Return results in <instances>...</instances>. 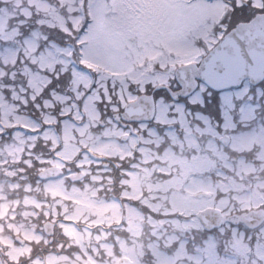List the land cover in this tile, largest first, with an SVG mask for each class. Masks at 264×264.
Here are the masks:
<instances>
[{"label":"rangeland","instance_id":"374dc122","mask_svg":"<svg viewBox=\"0 0 264 264\" xmlns=\"http://www.w3.org/2000/svg\"><path fill=\"white\" fill-rule=\"evenodd\" d=\"M2 1H4V3L11 2L13 8L18 9L20 8V5L22 3V0ZM34 1L35 0H29V3L33 4ZM48 1L55 2V0ZM60 2L61 5H67L70 11L79 10L78 8L73 7V5L75 4V0H60ZM150 2L151 0H88L93 23L86 38L88 43L86 52L89 58L85 61H82V63L86 64L93 72L100 73L101 76L99 77V79H97V81L104 90L107 89L106 85L104 84L106 80L104 79H108L109 77H113L115 80L120 81L121 85L124 88L122 90V93H125L127 89V84L125 83L126 78L128 80H131L132 83L137 81L141 82V84L146 80L151 79V64L155 60V56L158 55L162 50L160 47H155L156 45H162L163 48H166L169 51L174 49L175 55L181 58L194 54L190 46L182 50L178 48L177 51L176 48L168 44L174 40L176 44L175 46L179 45L178 43H180L179 40H176L174 38L176 10L174 8H171L169 9L167 14L162 15L157 6L158 0H153L151 3ZM47 3L48 2H46V0H39V4H37L36 2L35 10L41 11L44 16V19H42L40 23L46 24L49 27L59 26L57 23H60L62 20L57 19V17L63 19V17L60 16L61 13H59L58 10L50 13L47 8ZM54 4H56V2ZM13 8L10 9L8 5H3L2 7H0V39L2 40L0 44V52L5 53L6 56H4V58L6 60V64L9 66L15 64V61L18 59L17 53L19 52L17 46L14 44L12 45V42L10 44V47L8 45H4L2 47L4 42L10 39V37L14 34L13 30L15 27L13 23L15 19L21 18L18 17V12ZM112 8H114L115 11H112ZM214 10L216 9H212V12L208 13L210 17L215 15ZM19 12H21L20 9ZM141 12H144L143 16L141 15ZM83 18V15L74 18L69 17L75 27L80 26ZM130 26L135 28V31L137 33L136 40L138 43H149L150 45H154L152 47L144 49L132 47L130 50L132 53V60L136 65L143 66L145 63V58L149 57L148 67L143 71H135V69L128 61L121 60L119 63H116L113 62L111 58L104 55L105 53L115 54L123 51L125 44L121 41V37L129 30ZM26 27L31 28L29 32H31L33 28H36L37 30L31 35V37L26 39L25 45L22 47L24 51V54H22V63L24 59H28V61H31V63L35 65L34 71L37 72V74L41 73V71H39L38 69H42L44 66L49 72H52L58 66H62L61 71L67 70L72 61L71 55L73 52L71 46L52 44L48 48H45L43 51L38 52V49L43 43L44 36L41 34L40 29L36 24L30 23ZM142 29L151 30V32L154 33L153 36L148 37L149 33L144 34L142 32ZM64 30L67 31V29L65 28V23ZM137 42H135V46H137ZM27 44H30L29 47L26 46ZM183 47H187L186 43H183ZM160 62L162 65L166 64L164 61ZM170 63H172V61ZM34 76L37 75L30 74L31 78ZM72 77L76 78L74 80L75 84L73 85V87L75 88L76 97L78 98L83 93L86 94L87 92L85 89H87L93 82L92 76L88 75L86 72H77L73 70ZM152 77L153 79L160 78L164 79V81L166 80L165 77L159 74ZM36 80H39V86H36L35 82L33 81V84L35 85L33 87H37L38 90H41L42 87H40V84L44 83L46 79L44 77H40ZM81 85L83 86V88L82 90H79V86ZM59 96L60 95H55V93H53L54 102L57 104L60 102L66 104L64 106L63 112H67L71 115V117H67L63 120L60 132L54 125H52L53 122H56L55 115L44 113L43 119L48 124V126L45 127L44 130H41L39 122H37L26 112H20V110H17V107L10 111L12 107L9 106V102L4 98V96L0 97V108L4 113V121L7 120L8 122L18 126V128L15 129L13 133L14 141H12L11 143H5L6 149H0V162L2 167H9L13 165L14 163H12L9 158H11V160L19 159L26 148L28 147V149H31V147L34 145V142H36L39 138H42L45 142H49V145L52 149L57 148L56 150H54V155L40 156L41 159L47 160L51 163L59 164L63 161V159L72 158L77 154L81 145L85 146V144L94 146L95 149H98L102 152L106 150L104 148L105 144L102 143L100 139H98V136H100L101 134L99 130H101V132L104 134L109 132V129L99 128V113H101L102 110L94 108V105H96L95 102H97L96 100L100 99L98 91L95 90L91 92L90 95L83 99L82 107H78L77 103H75L76 105L74 104L72 106L71 104L66 103L67 97L62 95L59 98ZM17 97L25 100V97ZM45 106L48 107V109L54 108L52 101H46ZM159 109L161 111L158 117L159 120H165L167 114L166 108L161 105ZM84 110L86 111V114L83 118ZM244 118L250 119V114L246 113ZM183 120L185 119L183 114H181L178 121ZM19 126H26L32 131L35 130V132L34 134L31 132L27 133L23 128H19ZM1 128L2 126L0 124V132L2 130ZM257 132L260 133V131ZM161 135L163 137L155 134L146 136L143 139V145L140 147V149L144 151V155L142 157V178L144 177L143 179L147 182L155 175L154 180H156L155 183L149 181L148 186L143 189V192H149L148 198H146L145 201H149L151 205L154 204V208H156V210L162 213H171L170 215H174H165L163 217L165 224L162 225L160 229L156 227L152 230L156 235L157 240L159 241L158 238H161L166 244L168 250H170V246H168L167 244L170 245L176 242V246L172 247L170 251H160L154 242H150L148 246L150 248V252L149 250H136L133 247V250H129L128 254L136 260V264H149L145 260V257L150 258L152 262L156 264H176L177 261L178 264H264V255H259L255 252H253L252 254L248 253V245L245 244L243 240H249L250 237H246L243 232L239 231L238 229H235L232 232V236H234V245L232 246H235L236 248L235 254L231 253V255H224L219 253L217 248V243H219V241L216 240L213 235L209 236L203 241H199L198 243H196L197 240L194 241L196 236L195 230H198L200 225L198 220L192 217L191 214L204 205L203 203H193L191 204V207H183L181 205L182 202L185 203L187 201L186 196L180 194L179 190H172V187L174 186L179 188V180H175L171 183L170 181H167L163 184L161 180H159L161 174L159 173L158 177H156V173L158 172L155 171V169H158L160 172L169 171L171 165L176 160L180 161V158L177 159L176 157L170 156L167 149H165L161 153H158L156 150H153L149 146L151 143L158 145L162 141L167 140V138L168 140H171L172 136L184 137L186 135V131H181L178 133L177 131H173V128H169V130H167L165 134ZM190 135L194 137L193 134ZM250 140L251 139H243L242 143L239 144L238 141L236 142L235 146L232 145L231 147L246 148L250 146ZM134 142L135 141L132 140L127 145L123 144L120 146L115 143L112 145V152L115 153L118 150H120L122 154L132 152V144ZM258 142L262 143L260 136H258ZM212 146L214 147V145ZM216 150L217 153L214 155H210L207 162L209 164V170L215 172L212 173V175L217 176L219 179L221 178V181L222 179L224 180L222 182V190L225 193L224 196L219 199V203H221L223 206L227 205L228 203L230 204L229 197L232 199H236L232 195L227 197L228 192L226 191L233 185L236 186L238 184V181H236V177L228 180V177L230 175L227 174L226 168L233 169L234 165L230 161L229 163H225L228 160H226V158L224 157H226L227 155L230 158V153L228 154V152L222 147H217ZM1 153L5 154L6 156L2 157ZM154 157L159 158L161 162L153 165L151 161ZM236 160V171L238 174L241 172V170H248L250 168V164H246L241 157L238 156ZM218 161H220L219 166L216 165ZM30 162L31 161L29 160V163ZM252 162L255 171L263 170L264 161L253 160ZM199 165L200 168H204L200 161ZM200 168L198 167L199 171ZM128 174L133 177V179L127 180L126 178H124L123 181H126L128 183L125 185H127L129 188L133 185V189H124L121 195H125L131 199L142 196V191L138 189L142 184L141 180L139 184L135 183L139 181L138 177H140V175H137L135 172H128ZM193 177H196V175L193 174L191 178ZM6 181L9 182V180ZM208 183L210 184V182ZM2 184L3 183H1L0 181V199L3 200L2 204L0 202V219L3 218V216L6 215L7 212H10L9 205L6 202V195L2 192V188L4 185ZM17 184V182H10V185L16 186ZM201 186L202 185L197 188L192 187L190 184H186L183 187L184 189H186L189 196L190 194H194L200 190L210 191V189L205 187L203 188V186L202 188H200ZM44 189L52 196L56 195V193H64L66 197L73 198L77 202L78 205L76 204L74 206L73 213H70L68 216V218L70 219L80 218L84 216L83 214L92 212L100 215V217L95 220V223L104 224L105 221L108 222L111 219V217H108L109 214H107L111 208H114L118 211L120 210L113 198L107 199L105 196L95 197L98 195L96 191L85 190L86 193H76V191L71 192L69 190H65L60 178L56 179L55 181H47L44 185ZM171 190L172 194L169 195V192ZM175 192H177V195L175 194ZM91 194L93 195V197L91 196ZM173 194L176 195V197ZM101 195H103V190ZM193 198L194 197H192V200H194ZM238 200L242 201V206H248L249 204H260L264 202V195H260V193H255L253 195L245 194L242 199ZM54 206L56 207V205ZM127 208H130L129 204L126 205V209ZM54 211L56 212L55 208L53 209V212ZM130 215L131 213H128L129 217ZM179 215L186 216V218H182ZM89 223L90 226L94 222ZM156 225H158V223H156L155 226ZM89 226L83 227L82 230H78L75 224L64 222V232L68 234L71 245L75 246L76 249H80V251L74 252L73 250V255L64 253H49L47 259L45 260L46 264H84L85 261L83 260L85 256L92 258L91 255L95 254L98 248H101L104 251V249L110 247L107 246V244L103 245V243L101 244V246L95 247L97 242H99L103 238V236L97 233L94 235L95 238H93L91 233L93 231ZM128 226H135V221H130ZM15 230L16 233H21L23 237L30 240L41 238V236L37 234L35 229H29V226H27L23 222L19 223L15 227ZM262 232H264V229L262 230ZM1 233L3 235L7 234L3 230V226L0 224V242H3L4 244L12 247L10 251L12 259H16V257H18L19 255L27 252V249L31 246L29 243H24L23 245L16 244L13 242V239L10 236H3ZM103 233L104 231L102 232V234ZM191 237L193 240H191ZM134 239L137 240V238ZM44 241L46 240L44 239ZM158 241L156 242L159 243L160 241ZM135 244L132 243L131 245ZM110 245L111 247H114L112 243H110ZM89 247L92 248L91 251L89 250ZM188 247L190 248L188 249ZM100 256L105 258V255L103 254ZM114 257H116V255H111L110 257H107V259H102L98 264H115V260H113ZM0 264L3 263L0 262ZM37 264H43V261L37 259Z\"/></svg>","mask_w":264,"mask_h":264},{"label":"snow or ice","instance_id":"6c2138e0","mask_svg":"<svg viewBox=\"0 0 264 264\" xmlns=\"http://www.w3.org/2000/svg\"><path fill=\"white\" fill-rule=\"evenodd\" d=\"M56 6L65 17L67 31L41 24L43 13L36 11V5L31 3L20 5L21 18L17 22V32L21 36H24L26 26L30 23L39 27L44 40L38 52L52 44L71 43L73 56L69 68L61 71L62 66H58L52 72H45L49 83L39 96L32 99L35 93L26 83L21 84L25 90V108L30 103L33 109L42 112H47L45 101H52L55 106L53 93L70 85L73 70L86 72L93 78L92 87L80 103L96 90L95 81L100 77V73H93L82 63L89 58L86 38L93 23L88 0H75L73 7L78 8V11H70L67 5L60 4V0H56ZM157 6L162 15L167 14L171 8L176 10L174 38L186 42L194 54L184 58L173 54L169 57L172 61L170 64L153 62L150 75L165 77L164 83L148 79L142 84H133L126 78L128 95L150 98L154 105L166 108L169 123L161 125L165 131L179 128L178 122H172L178 121L181 114L189 126H203L200 117H206L210 123L215 121L217 131L224 130L230 121L234 126L230 131L234 135L264 129V22L260 19L264 18V0H158ZM212 9H222L223 14L218 18L210 17L208 12ZM112 11L115 9L112 8ZM80 15H83V21L79 27H75L69 17ZM242 26H252L249 29L250 43L241 38L244 33ZM36 30L33 28L24 38L28 39ZM136 38L135 28L130 26L121 37L125 44L123 51L104 55L116 63L128 61L135 71H143L148 67V61L143 66L136 65L130 51ZM229 38L234 44L226 46L225 42ZM23 64L35 70L31 61L25 60ZM105 85L109 96L120 90V81L114 78L106 80ZM10 92L11 89L5 92V98H8ZM99 94L103 103H115L116 107H120L119 98L116 101L105 99L102 90ZM246 113L250 114V119L244 118ZM153 123H158L155 117Z\"/></svg>","mask_w":264,"mask_h":264},{"label":"flooded vegetation","instance_id":"af4514ba","mask_svg":"<svg viewBox=\"0 0 264 264\" xmlns=\"http://www.w3.org/2000/svg\"><path fill=\"white\" fill-rule=\"evenodd\" d=\"M152 1L153 0H151V2ZM143 13L144 12L141 13L142 16L144 15ZM45 72H47V71L42 70L40 73V76L44 77L46 79V81L44 82V85L47 86L48 76L45 75ZM41 87H42V89H41V91H42L44 89L43 83L41 84ZM28 88L31 89L32 91L35 89L31 83L29 84ZM18 90H19V92L21 91L25 95V90L23 87H21V85L18 87ZM124 107H123V109H124ZM122 111H120V112H122ZM124 122L126 123V126H125V128H123L124 130L122 131L123 132L122 136H124L125 134H128V138L126 139L127 141L132 140V138L134 137L133 136L134 134H133L132 129H131L132 126L134 127L135 130H136V127H138L139 130H138V132L136 131L138 133V135H136V137L139 136V139H140L142 134L143 135L149 134V132L153 130L151 125H150V122H131V121L129 122L128 120H125ZM203 125H204V121H203ZM107 135L113 139V136H118V132L116 130L113 131V127L111 126L109 134H107ZM126 142H122V140H121V141H118L116 144H118L119 146H120V144L122 145L124 143L128 144ZM217 143L220 144L221 142L217 141ZM162 147L163 148L168 147L169 149H171V151H175V148L178 149L179 154L185 158V161L182 164V166H184V167H180L179 171H184L186 173L187 179H191L193 174L197 175V176L202 175L203 172L205 170H207L209 167V164L207 162L209 156L214 155L216 153L215 151H213L211 153L209 151V148H211V147H210V142H209V138L207 135V130H201V136L197 139V141L195 143H193V145L191 147L189 145L179 144L172 139H171V141L167 139V141H165L163 143ZM217 147H218V145H217ZM137 148H138V151H135L133 153L129 152V153L122 154L120 150L116 151L115 153L112 152L113 147H109L104 152L96 151L98 156H100V159L95 157V160L87 159L85 161H81L83 158L79 157V158H77V161H75V162H78L79 165L88 167V169L90 171L91 180L93 182L94 181L98 182V185H97L98 189H100L101 191L104 190L107 193L106 188L102 189V185L104 184V187H106L108 185V187L110 186L111 190H113L117 194L121 195L122 191L124 189H129V190L133 189V185L129 188L127 185H125L128 183L126 181H123L124 178H126L127 180L133 179V177H131L128 174L129 171L135 172L137 175L140 174L142 177V172H143V168H142L143 159H142V157L144 155V151L141 150L139 147H137ZM153 160L156 162V161H158V158L155 157ZM199 161L204 168H200ZM129 166H130V168H128ZM123 167H124L125 172H122V170H121V168H123ZM198 167L200 168V171H199ZM158 175H159V172L156 173V177ZM64 176H67V178H68L70 176V174L66 173V174H64ZM138 178H139V181L135 182L136 184L140 183L141 178L140 177H138ZM152 179H155V175H154V177H152ZM143 181L145 182L144 179H143ZM143 181L141 180L142 184L138 188L139 190L142 191V196L137 197L135 199L133 198L134 199L133 200V199H129L125 195H121L124 198V201L129 202L132 205V207L136 206V205L137 206L144 205V203H145L144 193H143V189H144ZM58 219H60V218L58 217L57 220ZM57 220H56V222H57ZM57 231H58V227H57Z\"/></svg>","mask_w":264,"mask_h":264},{"label":"water","instance_id":"95a60500","mask_svg":"<svg viewBox=\"0 0 264 264\" xmlns=\"http://www.w3.org/2000/svg\"><path fill=\"white\" fill-rule=\"evenodd\" d=\"M262 22H264V18H260ZM244 29V33L241 35L242 39H245L246 42H251V33L249 32V29L252 28V26H242ZM226 46H231L234 44V42L231 41V38H229L226 42ZM259 47V46H258ZM148 99V98H147ZM145 98H139L137 101L132 102L128 105L126 108V112L130 114H138L139 117H136V119L142 120V119H147L150 120L154 117V104L151 103V101H148ZM125 113V114H127ZM60 168L57 166L51 167L49 169H46L41 173L42 177H51V176H56L60 173ZM48 225L46 224V231L48 233H52V231L48 230ZM87 264H94L91 261H88Z\"/></svg>","mask_w":264,"mask_h":264},{"label":"trees","instance_id":"16d2710c","mask_svg":"<svg viewBox=\"0 0 264 264\" xmlns=\"http://www.w3.org/2000/svg\"><path fill=\"white\" fill-rule=\"evenodd\" d=\"M11 193H12L13 196L15 195V192L12 191ZM28 259L30 260V257H28L27 260ZM27 260H24V261H21V263L18 262V263H15V264H28L29 260L28 261Z\"/></svg>","mask_w":264,"mask_h":264}]
</instances>
